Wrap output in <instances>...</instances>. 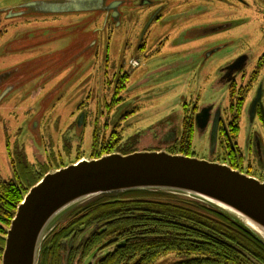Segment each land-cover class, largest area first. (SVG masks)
Segmentation results:
<instances>
[{
    "label": "rangeland",
    "instance_id": "374dc122",
    "mask_svg": "<svg viewBox=\"0 0 264 264\" xmlns=\"http://www.w3.org/2000/svg\"><path fill=\"white\" fill-rule=\"evenodd\" d=\"M30 1L35 0H0V97L13 86L0 102V174L5 180L27 185L33 175L43 177L81 158H94L90 146L96 126L104 137L114 127L123 140L138 134L137 151L178 152L177 141H172L194 111L211 106L228 122V65L236 64L234 90L244 98L234 139L245 160L244 169L238 170L252 171L250 175L264 181L255 147L251 150L247 144L258 140L264 157V124L259 114L250 120L259 89L264 110V0H222L214 6L197 1L199 5L183 9L171 22L174 26L152 27L149 52H130L135 49L132 41L124 52L128 27L121 26L110 42L102 35L94 46V34L87 36L88 50L81 55L71 51L83 35L79 13L10 15ZM177 11L172 7L169 13ZM124 78L122 100L108 108L117 80ZM213 120L204 128L195 123L190 156L228 165L226 139L218 135L216 146H211ZM72 209L58 215L50 228L64 224ZM5 235L0 232L4 240ZM3 246L0 242V264ZM180 259L172 254L154 264Z\"/></svg>",
    "mask_w": 264,
    "mask_h": 264
},
{
    "label": "trees",
    "instance_id": "16d2710c",
    "mask_svg": "<svg viewBox=\"0 0 264 264\" xmlns=\"http://www.w3.org/2000/svg\"><path fill=\"white\" fill-rule=\"evenodd\" d=\"M263 62L264 54L260 65ZM126 83V78L117 80L114 92L117 97L112 104L106 105L108 108L122 100L119 94ZM234 89V85L229 88V120L224 127L219 126L218 135L226 139L229 147L228 165L238 170L243 168L244 160L234 139L239 133L244 98L238 97ZM194 127L195 116L183 121L180 137L172 141H177L179 151L170 153L191 155ZM98 128L96 126L92 131L91 157L137 151L134 146L138 134L123 140L116 127L105 137ZM7 149L12 157L8 143ZM21 159L27 164L24 154ZM40 179L41 176L33 175L25 185L5 180L0 174V232L5 234L17 205ZM71 237L74 243L78 242L69 250V264H73L72 258H79L80 264L82 259L104 248L111 250L100 255L97 264H154L172 254L181 257L175 264H248L251 260L264 264V244L238 222L198 200L163 191L103 194L76 206L68 213L65 223L54 227L42 242L38 264H47L52 257L58 258L61 239ZM0 242H4V238L0 237ZM54 264L59 263L56 260Z\"/></svg>",
    "mask_w": 264,
    "mask_h": 264
},
{
    "label": "water",
    "instance_id": "95a60500",
    "mask_svg": "<svg viewBox=\"0 0 264 264\" xmlns=\"http://www.w3.org/2000/svg\"><path fill=\"white\" fill-rule=\"evenodd\" d=\"M90 8V0H35L10 15L76 13ZM242 64L243 58L237 61L238 66ZM12 87L7 86L0 102ZM260 99L261 89L251 105L250 120ZM211 109L197 113L195 123L206 127ZM260 111L264 120L262 107ZM83 119L81 114L78 126ZM218 124L219 117H214L212 148ZM128 191H163L198 200L225 213L264 244V181L225 163L165 150L114 152L48 171L30 187L6 230L1 264H38L42 242L58 215L97 196Z\"/></svg>",
    "mask_w": 264,
    "mask_h": 264
},
{
    "label": "flooded vegetation",
    "instance_id": "af4514ba",
    "mask_svg": "<svg viewBox=\"0 0 264 264\" xmlns=\"http://www.w3.org/2000/svg\"><path fill=\"white\" fill-rule=\"evenodd\" d=\"M197 1H201L203 2V4L210 3L211 6H214L216 5V3L222 0H90V7L92 8L75 13V14L79 13V17L81 21L80 24L84 27H82L81 30L83 32L82 37H80L78 42L75 43L78 46H75L71 51L74 54H79V55L85 54L87 53L88 50V44L85 43L87 36H89L90 34L92 35L94 34L96 38L91 40V44L95 43L94 46H96V42L100 41V37L102 35H105L106 36L105 39H107V42H110L114 32L117 29H119L121 26H125L128 27L126 33V37L128 38L127 39L128 43H126L125 45L124 52L129 50L128 47H130L129 44H131V41L135 42V46H134L135 49L134 51L130 50V52L133 53L149 52L147 46H148V42L151 41L152 27L170 26L171 22L175 20L180 15L181 12L193 9L196 5H199L195 3ZM237 1L240 2L242 0H237ZM170 5H172V7H175V9H178V11L169 13L170 9L172 8ZM167 7H168V11H167ZM52 15H56V14H52ZM90 24H93L94 27L91 29V31H88L87 27ZM171 26L174 25L172 24ZM87 31L89 32V34H87ZM235 66H236L235 64H233L232 66L228 65L229 70L227 74L228 75L227 79L229 81L228 84L229 88L231 85H235L233 83L235 81L233 80L234 77L233 72L236 68ZM239 67L241 68L242 65H239ZM260 107H261V103L259 102L256 106L255 115L259 114L264 124ZM218 110L219 109L213 111L212 108L210 110L209 117H219V124H218V128H219V126L224 127L226 125V122L222 121V119L220 118L221 117L220 113L216 115V112ZM247 144L249 145V148L251 150L253 147H255L254 152L258 159L256 161L257 167L258 168L264 167V157L260 153V149H259L260 145L258 140H256V143H254L252 139L248 140ZM244 164H245V160L242 165L243 169H244ZM248 165L250 166L251 162L248 163ZM259 173L262 176L264 175V171L263 172L260 171ZM60 242L62 243V248L58 253L59 257L58 258L52 257L48 259L47 264H54L56 260L59 264H69L68 253L72 250L73 246H75V244L78 241L74 243L71 237L70 239H61ZM51 246L52 245L50 244L49 247ZM110 250H111L110 248L96 250L95 252L91 253L89 257L82 259L80 264H97L98 257L100 255L106 254ZM96 253H99V255H95ZM90 258H93V261H91ZM71 261H73V264H79L80 259L72 258Z\"/></svg>",
    "mask_w": 264,
    "mask_h": 264
}]
</instances>
